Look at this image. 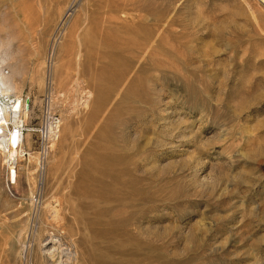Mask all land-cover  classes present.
Masks as SVG:
<instances>
[{"label": "rangeland", "instance_id": "1", "mask_svg": "<svg viewBox=\"0 0 264 264\" xmlns=\"http://www.w3.org/2000/svg\"><path fill=\"white\" fill-rule=\"evenodd\" d=\"M137 36L156 40L131 67ZM0 68L13 77L5 113L18 96L26 106L13 184L0 150V264H41V195L93 178L134 197L131 215L83 198L93 230L111 231L105 259L264 264V0H0ZM48 115L60 131L45 158Z\"/></svg>", "mask_w": 264, "mask_h": 264}, {"label": "bare ground", "instance_id": "2", "mask_svg": "<svg viewBox=\"0 0 264 264\" xmlns=\"http://www.w3.org/2000/svg\"><path fill=\"white\" fill-rule=\"evenodd\" d=\"M103 21L105 22L104 29L111 27V21L109 19H105ZM102 29H103V27H102ZM102 31H104V30H102ZM102 33L104 34V32H101V35H102ZM157 37L158 38L161 37V30H160V32H158ZM77 38L80 39L79 35ZM155 40L153 39V37H150V36H145L142 39L137 36V37H134L133 39H127L125 42L123 41L124 45L127 46V47L125 46V48L129 49V51L134 55V61L130 63L131 67L139 64L141 57L146 56L148 50H150V48H152V41L154 42ZM132 43H134V44H132ZM80 44L82 46V41L80 42ZM12 78H13L12 76L5 74L4 70H2V68H0V95L1 96L9 95V94H4V92L13 90ZM13 101H11L10 108L9 109L6 108V109H8V111H6V113L3 109H0V150H1L2 154L7 155V153H8V155H10L11 163L9 162V165H10L11 170H12V173H10L11 174L10 179H12L13 181H16L17 171L15 169V166H12V165L17 164L19 157H23L21 155L23 153V146H24V139H25L24 130H23L25 120L22 118L21 113L23 110H26L25 109L26 106H25L22 98L19 96L16 97L15 100H13ZM13 103H14V105H13ZM50 104H51V101H50ZM51 106H52V104H51ZM12 107H13V110H12ZM8 112H11V113H9V115L7 117ZM59 127H60V125H59ZM59 127H58V132L60 131ZM10 128H12V129H10ZM86 129H87V127H86ZM58 132L57 131L55 132V130L52 129V134H54L53 140L56 139ZM85 132H87V134H88L89 131H84V133ZM162 145H164V144H162ZM48 153H49V151L46 153L45 158L47 157ZM106 163H107V161H106ZM43 164H44V162L41 163V167ZM117 170L119 171V169H117ZM114 171H116V170H114ZM114 171L101 172V173L110 174L112 176V178L114 177V179L116 180L117 176L119 178V175L121 174L119 172L121 170L118 172L119 175L115 174L116 172H114ZM81 174L83 175V177L89 178V176H88L89 173L87 174L85 169L81 172ZM125 175H126V173H125ZM125 175H123L122 179L126 178ZM97 176L98 175H96V178L98 180ZM92 178H93V176H92ZM112 178L110 180H112ZM93 179H92V182H93ZM119 179L121 180V176ZM128 179H127V181H128ZM101 180L104 181L103 178ZM125 180L126 179H124V182H125ZM90 181H91V179H90ZM106 181H108V180H106ZM116 181H117V183L119 182L118 180H116ZM122 181L123 180H121V182ZM92 182H89L88 179L80 181L77 185H75V187L73 189L71 188L67 194H64L61 196L54 195L55 200L49 204H47V202H50V201H47L48 198L44 199L45 195H41V197H40L41 199L39 200L40 204H41V206H39L40 212L38 214L39 215L38 216L39 221H38V224L36 226V229H34V231H35V233H34L35 248L33 247L34 248L33 257H34V254L37 252V254H39V257L41 258V264H53L54 261H56L57 259L62 260L63 264H124L122 261H121L122 263H120L119 258L116 259V261H119V263L118 262L114 263L113 261L111 262L109 260V258L105 259V257H106L105 254L103 255V252L100 251L101 250L100 249V247H101L100 243L103 242L102 239H104L106 237L107 233L110 234L111 231H108L106 233V232H101L100 230H96V228H95L96 231L93 230V227L88 222V220H89L88 217L90 215H88V216L86 215L87 218L85 216L87 209L92 208L93 203H91L92 206L91 205L88 206L87 203H85L86 201L83 198H86L88 196H94L95 199L97 198L96 199L97 202H103V203H105V205L116 204L117 206H121V209H119L117 211L118 213H120L122 211H127V209H129L128 207L130 206V202L132 203L133 198H134L131 195L132 193H128L129 190L127 189L131 184H129V186L125 189L122 186L119 189L114 188L115 189L114 195H112L113 193H111V192H113V191L110 189L112 184L108 185L107 183H113V180L111 182H109V181L106 182L107 186H109L106 188L104 185L105 183L104 184L102 183V185H104V188H103V186H100L101 187L100 188V187H95V185H99L96 182V180H95V183H97V184L94 185L93 184L94 182L93 183ZM99 183L101 184V182H99ZM120 185L121 184L117 185L115 183L114 187L120 186ZM126 185H127V183H126ZM126 185L123 184V186H126ZM121 188L124 190H126V189L128 190V191H126L128 194L124 193L125 197L123 195H120V193L122 194L123 191L122 192L120 191V193H119V190H122ZM129 188H131V187H129ZM112 189H113V187H112ZM130 192H133V191L131 190ZM107 193L108 194L111 193L110 197H108L109 195ZM51 199L53 200V198H51ZM145 203H147V202L145 201ZM105 205H103L104 208H105ZM116 205H114V206H116ZM100 207H102V205ZM143 207H145V205ZM145 208H142V209L144 210ZM98 212H100V211H97V212L95 211V213H98ZM113 212H116V211H113ZM113 212H111V214ZM127 212L129 213V212H131V210L130 211L128 210ZM46 215H47V217L49 215L50 219L45 218ZM129 215H131V213H129ZM129 215H127V216L129 217ZM97 216H95V217H97ZM109 216H111V215H109ZM123 216H126V215H123ZM118 218H120V217H118ZM124 218H122L123 221L121 220L122 222H120V223H117V221H116V223H114V221H115L114 219H112V220H114L113 222L110 221V223H111L110 225L113 224L112 226H110V227H112L113 232H114L113 229L116 228L118 230V229L122 228L120 226H123L124 224H126V221H124ZM129 218H127V219H129ZM131 219H132V217H131ZM116 220H118V219H116ZM106 223L109 224V222H106ZM130 223H131V221L129 222V224ZM93 224H95V223H93ZM127 225H128V223H127ZM98 226H96V227L98 228ZM105 226H107L106 228L109 227V225H105ZM124 227H126V225H124ZM101 230L104 231V228H102ZM108 230H110V228ZM117 230H116V232H117ZM87 232H89L90 234L88 235ZM48 235L50 236V238L48 237ZM26 236H28V235H26ZM111 236L113 237V234H111ZM107 237L110 238V235ZM46 239H47V242H46ZM105 239H108V238H105ZM44 240L46 243H44ZM50 244H52L51 248L52 249L54 248V250L51 251L50 248H48V253L46 254L44 252L45 251L44 248L46 249L47 246H45V245H50ZM103 244H104V242H103ZM113 249H115V248L113 247ZM107 250H105L107 256L111 257V255L109 256V254L110 253L112 254L113 252H111V251H115V250H112L110 247ZM115 254L124 255V253L119 252V251L118 252L115 251ZM112 255H114V253ZM107 259L109 261H107Z\"/></svg>", "mask_w": 264, "mask_h": 264}, {"label": "built area", "instance_id": "3", "mask_svg": "<svg viewBox=\"0 0 264 264\" xmlns=\"http://www.w3.org/2000/svg\"><path fill=\"white\" fill-rule=\"evenodd\" d=\"M7 100H9L8 96L5 97ZM4 96L0 95V109H3L2 105L4 102H6ZM60 125V119L56 116H52V115H48V117L45 119V122L41 125L40 127V135L44 141L43 144V152L42 155H46V153L49 151V148L51 147V143L53 141V136L54 134H52V129L55 130V132H58V127ZM6 182L13 184V182H11V179H7V175H6Z\"/></svg>", "mask_w": 264, "mask_h": 264}]
</instances>
